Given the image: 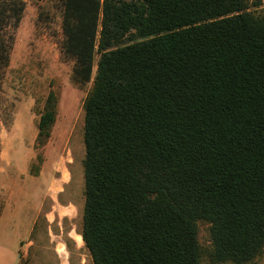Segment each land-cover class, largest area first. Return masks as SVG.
Returning <instances> with one entry per match:
<instances>
[{"label":"trees","instance_id":"trees-1","mask_svg":"<svg viewBox=\"0 0 264 264\" xmlns=\"http://www.w3.org/2000/svg\"><path fill=\"white\" fill-rule=\"evenodd\" d=\"M261 5L65 0L63 52L75 60V79L93 83L83 105L80 232L93 264H201V221L210 226V264L264 257ZM24 9L22 0H0V58L4 24ZM57 115L51 91L32 176Z\"/></svg>","mask_w":264,"mask_h":264},{"label":"rangeland","instance_id":"rangeland-1","mask_svg":"<svg viewBox=\"0 0 264 264\" xmlns=\"http://www.w3.org/2000/svg\"><path fill=\"white\" fill-rule=\"evenodd\" d=\"M22 2L21 20L9 17L2 30L7 49L0 58V243L19 248L20 239L35 241L30 264H51L55 249L62 256L67 249L69 264H93L80 236L85 206L83 105L93 83L75 79V60L63 52L65 0ZM256 12H264V0ZM51 91L58 97V115L35 177L30 165L37 155V126ZM198 228L201 264H210V226L201 221ZM9 262V257L0 259V264Z\"/></svg>","mask_w":264,"mask_h":264},{"label":"crops","instance_id":"crops-1","mask_svg":"<svg viewBox=\"0 0 264 264\" xmlns=\"http://www.w3.org/2000/svg\"><path fill=\"white\" fill-rule=\"evenodd\" d=\"M29 236L31 235V232L34 228V222H30L29 223ZM24 243V245H23ZM34 243L35 241H29V237L24 240V239H20L19 241V248L17 247H10L8 248L7 246L3 245H0V250L2 252H7V249H8V252L9 254L7 253H1V257L2 258H5V257H9L10 258V262L8 264H19L20 261L24 258V255L27 254V257H29V250L34 246ZM65 246V245H64ZM39 249H44L45 247L44 246H37ZM13 248V249H12ZM0 257V259H1ZM26 257V258H27ZM51 264H69V256H68V252H67V249H66V252H65V256H62L60 255V253L58 252L57 249L53 250L52 254H51Z\"/></svg>","mask_w":264,"mask_h":264}]
</instances>
